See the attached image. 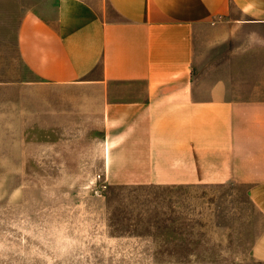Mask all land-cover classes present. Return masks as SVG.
Listing matches in <instances>:
<instances>
[{
  "label": "crops",
  "instance_id": "obj_1",
  "mask_svg": "<svg viewBox=\"0 0 264 264\" xmlns=\"http://www.w3.org/2000/svg\"><path fill=\"white\" fill-rule=\"evenodd\" d=\"M35 1L15 22L0 9L3 146L23 96L28 127L98 124L110 184L234 182L264 216V0ZM252 255L264 262V228Z\"/></svg>",
  "mask_w": 264,
  "mask_h": 264
},
{
  "label": "rangeland",
  "instance_id": "obj_2",
  "mask_svg": "<svg viewBox=\"0 0 264 264\" xmlns=\"http://www.w3.org/2000/svg\"><path fill=\"white\" fill-rule=\"evenodd\" d=\"M34 3L1 0L0 9L15 22ZM232 68L229 77H242ZM26 75L21 61V84ZM20 114L12 147L2 145L11 138L0 129V264H264L252 255L264 216L246 185L110 184L103 130L90 116L31 128L23 96Z\"/></svg>",
  "mask_w": 264,
  "mask_h": 264
}]
</instances>
